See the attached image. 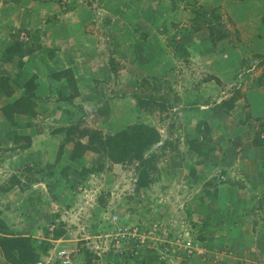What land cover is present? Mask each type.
<instances>
[{"label": "rangeland", "instance_id": "rangeland-1", "mask_svg": "<svg viewBox=\"0 0 264 264\" xmlns=\"http://www.w3.org/2000/svg\"><path fill=\"white\" fill-rule=\"evenodd\" d=\"M263 31L264 0H0V75L18 86L33 80L35 95L34 114L15 115L14 127L0 115V219L8 230L37 246L50 240L44 228L50 232L57 212L65 236L49 244L71 250L72 264H264V209L244 212L252 225L262 222L259 230L225 228L233 221L216 200L237 160L229 129L211 137L206 125L196 128L206 124L202 115L226 117L219 106L234 88L262 83ZM20 89L1 97L0 108ZM135 98L157 103L138 108ZM133 123L160 134L143 154L153 157L148 187H136V162L113 165L101 154L86 152L71 171L69 154L76 142L87 144L85 134ZM71 125L77 129L55 166V129ZM63 167L67 174L57 176ZM110 214L136 230L134 250H96L99 260L88 247L109 229Z\"/></svg>", "mask_w": 264, "mask_h": 264}, {"label": "trees", "instance_id": "trees-1", "mask_svg": "<svg viewBox=\"0 0 264 264\" xmlns=\"http://www.w3.org/2000/svg\"><path fill=\"white\" fill-rule=\"evenodd\" d=\"M207 13L218 22V14L214 13L213 11H208ZM207 29L209 43L213 44L214 40L212 39V28ZM257 66L264 67V59H261L259 57ZM236 76L237 74H233L234 78ZM260 76H263V74H261ZM259 85H264V79L262 80L261 84L259 83ZM19 86L21 88L20 97L16 98L12 102L6 103L0 108L1 117L13 127L16 125V122L14 120L15 115L29 116L33 115L35 112L33 80H28L25 85L19 84ZM19 86L16 80H13L6 75H0V98L4 97L10 99L13 94L14 88H19ZM238 98L239 92L234 91L233 95L222 101L219 106V111H223L227 114ZM159 101L161 104H163L162 100ZM135 102L138 108L149 107L151 104L157 103L156 99L154 98H149L147 100L135 98ZM202 116L205 117L206 115ZM257 121L259 130L256 132L257 137H253L252 141L253 145L255 146L264 145V137L261 136V134H264V118H259L257 119ZM205 125L206 124H203L202 121H199L196 126L197 131L200 132L199 126H203V128L206 130ZM76 129L77 126L75 125L67 126L66 128L59 127L55 129L54 133L62 134V140L59 143L55 154V166L59 163V161H61V159H63L62 157L65 145L70 142V140L72 139L71 135L74 134ZM85 135L88 136L87 144L83 145L80 142H76L75 147H73V149L71 150L72 152H70L69 154V161L81 159V157L86 152H90L96 155L101 154L106 160L109 161V163L113 165L133 161L136 162L140 167L137 178L135 180L137 189L148 187L150 181L148 179L146 169H149V164H151V160L153 157L145 159L143 157V154L152 146L160 142V134L156 128L144 123H133L125 126L123 129H120L113 134L100 136L97 131H94ZM29 144L30 142H28V138H26L25 147H28ZM234 144L235 143H233V145ZM100 168V164L95 168L81 167L79 172L90 173L94 171L92 169H96L97 171H99ZM60 173L62 176H65V173L67 174V171H65V168L63 167V170H60V172L57 173V176ZM77 181L80 180L77 179ZM62 190L63 189H61V191ZM58 220H60V214L56 212L52 216V228L50 229V232H47L46 228H44L45 233L43 235H49L50 240H44L42 242H39V244L35 246V241L31 236L13 234L10 230H8L6 224L0 219V257L2 258L3 262L6 264H35L36 262H38V259L40 258L39 256H46L51 249H65L62 247H50L51 245L49 244V241H57L65 236V229L63 226L64 224L63 222H61V220L60 222ZM123 254L126 255L125 253ZM54 264H57V262L54 261ZM70 264H72V255Z\"/></svg>", "mask_w": 264, "mask_h": 264}, {"label": "crops", "instance_id": "crops-1", "mask_svg": "<svg viewBox=\"0 0 264 264\" xmlns=\"http://www.w3.org/2000/svg\"><path fill=\"white\" fill-rule=\"evenodd\" d=\"M35 93H37V89H35ZM65 95H68L67 89L65 90ZM71 103L73 104L71 99L69 103L65 101V105L67 104L65 107L69 108ZM211 118H209V115H206L204 118L211 137L214 132L220 133L221 131L229 129L228 136H231L230 140L235 143L234 149L237 150V154L235 155L237 160L232 176H230L226 184L217 186L215 193L216 200L220 199L223 204L224 220L227 219L226 222L233 221L232 225L227 226L226 224L225 228L240 226L243 223V226H253L254 229L257 228L259 230L262 226V222L252 225V222L250 223L248 221L253 217H247L244 215V212L249 210H251L249 212H252L254 207L257 209V206L258 208L264 209V145L255 146L252 143L253 137H257L256 132L259 130L257 119L264 118V85H255L251 81L243 83L239 90V98L228 111L226 117H218L220 122L217 119ZM213 122H216V124ZM261 136L264 137V134H261ZM214 142L217 141L214 140ZM223 143L224 142L220 140L218 144L223 145ZM87 154L92 155L90 153ZM87 154L85 153L78 161L84 164L87 160ZM65 155L67 156L68 154ZM227 160L224 156L220 155V164L225 165L228 162ZM78 161H68L71 171L78 169L74 168L76 166L73 167ZM160 198L159 201L164 200V202H166L167 200L165 196H161ZM208 198L210 199V196L204 197L202 201L205 208L210 206ZM192 203V206L196 207L197 202L193 200ZM210 224H214L212 220ZM218 229H222V226L218 227ZM59 240H57V242ZM43 257L44 256H40L38 260ZM0 264H6L1 257Z\"/></svg>", "mask_w": 264, "mask_h": 264}, {"label": "built area", "instance_id": "built-area-1", "mask_svg": "<svg viewBox=\"0 0 264 264\" xmlns=\"http://www.w3.org/2000/svg\"><path fill=\"white\" fill-rule=\"evenodd\" d=\"M105 220L111 227L104 231L102 235L95 237L98 240L97 243L89 247L94 255L100 257L99 253L95 252L96 250H100L101 252L107 250L117 255L132 252L134 250L132 239L136 236V230L119 224L114 214L107 215ZM54 261L57 264H70L71 251L67 249H51L46 256L38 260L35 264H54Z\"/></svg>", "mask_w": 264, "mask_h": 264}, {"label": "clouds", "instance_id": "clouds-1", "mask_svg": "<svg viewBox=\"0 0 264 264\" xmlns=\"http://www.w3.org/2000/svg\"><path fill=\"white\" fill-rule=\"evenodd\" d=\"M239 77H240V75H237V77H236L235 80L238 81V78H239ZM232 84H233V83H232ZM234 89H235V88H234ZM234 89H233V91H235ZM104 219H105V218H104ZM105 221H106V220H105ZM106 225L109 226V228L111 227V225L107 224V222H106ZM107 229H108V228H107ZM107 229H106V230H107ZM106 230H104V231H106ZM98 235H99V234H98ZM85 239H86V238H85ZM86 244H87V243H86ZM88 249H89V247H88ZM67 250H68V249H67ZM89 250H90V249H89ZM70 251H71V250H70ZM90 251H92V250H90ZM71 253H72V251H71ZM93 254H94V253H93ZM115 255L118 256L117 254H115ZM98 259L100 260L101 258L98 257ZM99 260H98V261H99ZM94 262H95V261H94Z\"/></svg>", "mask_w": 264, "mask_h": 264}]
</instances>
